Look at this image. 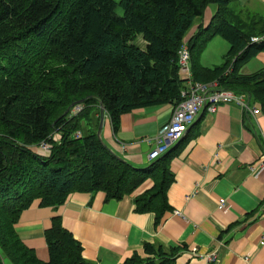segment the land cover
<instances>
[{
  "label": "trees",
  "instance_id": "1",
  "mask_svg": "<svg viewBox=\"0 0 264 264\" xmlns=\"http://www.w3.org/2000/svg\"><path fill=\"white\" fill-rule=\"evenodd\" d=\"M230 1L0 0V264H94L60 216L44 231L47 261L23 243L14 225L35 200L57 207L73 192L98 191L119 200L150 179L133 203L159 224L170 210L175 151L142 167L118 158L97 138L100 104L116 133L124 113L179 103L186 80L177 52L210 4L217 6L210 21L187 42L191 79L245 92L264 114V67L240 71L264 51V38L250 41L264 35V19L232 23ZM138 36L143 46L134 42ZM215 36L228 42L224 61L203 66L201 53ZM77 103L83 108L72 114ZM42 141L52 145L45 156L35 150ZM143 250L121 264H171L180 248L144 243Z\"/></svg>",
  "mask_w": 264,
  "mask_h": 264
},
{
  "label": "crops",
  "instance_id": "2",
  "mask_svg": "<svg viewBox=\"0 0 264 264\" xmlns=\"http://www.w3.org/2000/svg\"><path fill=\"white\" fill-rule=\"evenodd\" d=\"M210 5L193 29L208 24L217 8ZM228 8L229 20L236 24L246 26L256 17L264 19V0H231ZM263 67L261 51L240 71L252 73ZM173 108L165 103L124 113L116 133L105 112L101 140L123 160L145 166L152 147L147 139L170 118ZM173 146L170 169L174 176L167 190L170 210L158 225L152 212H137L133 203L134 196L152 186L147 179L119 200H105L102 191L73 192L57 207H43L35 200L15 223L17 234L42 261L48 260L44 231L53 216H60L63 227L80 242L83 257L94 264H121L134 253L145 256L144 243L179 247L171 264H264V244H260L264 168L257 174L248 168L264 157L262 110L253 114L232 103L220 104L215 112L203 110ZM220 198L227 200L225 210L217 208ZM211 253L216 260L210 262L204 255Z\"/></svg>",
  "mask_w": 264,
  "mask_h": 264
},
{
  "label": "built area",
  "instance_id": "3",
  "mask_svg": "<svg viewBox=\"0 0 264 264\" xmlns=\"http://www.w3.org/2000/svg\"><path fill=\"white\" fill-rule=\"evenodd\" d=\"M263 38L264 35L252 36L250 41L257 42ZM177 54L179 73L186 80L185 87L180 91L181 100L174 106L170 118L159 127L152 138L147 139V142L152 144L146 155L148 162L163 155L171 146L181 140L190 125L196 120L197 115L203 110L215 112L220 104L232 103L238 105L246 112L253 114L260 112L259 106L253 107L250 105L249 97L245 92L237 93L230 89L221 88L216 80L205 83L193 81L190 71V52L184 39ZM82 108L83 104L77 103L71 109V113H77ZM80 134V131L77 130L74 136L79 137ZM51 147V143L42 141L35 150L39 155L45 156L49 154ZM248 168L251 173L257 174L260 172L264 168V157H261L254 165L250 164ZM217 208L225 210L227 208V200L220 198L217 202ZM174 213L179 214L180 212L175 211ZM260 244H264V234ZM193 251H195V248H193ZM204 257L210 262L216 260L214 253L204 255Z\"/></svg>",
  "mask_w": 264,
  "mask_h": 264
},
{
  "label": "rangeland",
  "instance_id": "4",
  "mask_svg": "<svg viewBox=\"0 0 264 264\" xmlns=\"http://www.w3.org/2000/svg\"><path fill=\"white\" fill-rule=\"evenodd\" d=\"M114 1L119 2V0H114ZM213 5H210V6H213ZM115 12L118 15H122L123 14L122 7L120 5H117L115 7ZM232 23H233V21H232ZM193 28L194 27L192 26L183 37L187 48H188L187 42L189 41V39L191 38V36L194 34V32L197 30L198 27L196 29H193ZM192 29H193V32L190 33ZM140 39H141L140 36H138L134 40V42L137 43L138 45L143 46V43H142V41H140ZM228 48H229V45H228V42L226 40H224L220 36H215L213 39L208 41L204 50L202 51L201 62L203 64H206L209 66L218 65V63H222L224 61L223 56L227 52ZM34 149H35V147H34Z\"/></svg>",
  "mask_w": 264,
  "mask_h": 264
},
{
  "label": "water",
  "instance_id": "5",
  "mask_svg": "<svg viewBox=\"0 0 264 264\" xmlns=\"http://www.w3.org/2000/svg\"><path fill=\"white\" fill-rule=\"evenodd\" d=\"M104 114H105V111H104V107L102 104H100V109H99V123H98V127H97V131H96V135H97V138L99 140H101V137H100V132H101V129H102V125H103V121H104ZM102 141V140H101ZM105 145V144H104ZM106 146V145H105ZM174 147V146H173ZM172 147V148H173ZM170 148V149H172ZM170 149L168 151H170ZM167 151V152H168ZM117 156V155H116ZM118 158L122 159L121 157L117 156ZM125 161V160H124Z\"/></svg>",
  "mask_w": 264,
  "mask_h": 264
}]
</instances>
